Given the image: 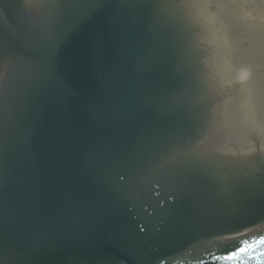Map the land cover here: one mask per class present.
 <instances>
[{
  "label": "water",
  "instance_id": "1",
  "mask_svg": "<svg viewBox=\"0 0 264 264\" xmlns=\"http://www.w3.org/2000/svg\"><path fill=\"white\" fill-rule=\"evenodd\" d=\"M0 7V264H264V234L221 239L264 225V160L201 144L214 97L181 0Z\"/></svg>",
  "mask_w": 264,
  "mask_h": 264
},
{
  "label": "rangeland",
  "instance_id": "2",
  "mask_svg": "<svg viewBox=\"0 0 264 264\" xmlns=\"http://www.w3.org/2000/svg\"><path fill=\"white\" fill-rule=\"evenodd\" d=\"M239 5L241 6L239 7L241 17H238V24L237 22H233L235 20L234 17H230V21L233 22L232 26L235 27L236 24L238 25V32L230 34V42L228 41L227 43L231 44L232 42L234 45L233 49H238L236 45L240 44L242 39L245 38L249 40L248 43L253 47H260V52H264L261 49V46L264 45V8L262 7L260 0H240ZM215 8L220 9L218 4L215 5ZM252 8H255V15L254 18L251 16V21H249L248 16H250V14L247 9ZM221 47L225 52L227 45L224 46L221 44ZM227 50L229 51L230 49L228 48ZM221 54L222 52L220 55Z\"/></svg>",
  "mask_w": 264,
  "mask_h": 264
},
{
  "label": "bare ground",
  "instance_id": "3",
  "mask_svg": "<svg viewBox=\"0 0 264 264\" xmlns=\"http://www.w3.org/2000/svg\"><path fill=\"white\" fill-rule=\"evenodd\" d=\"M260 3L262 4V7L264 8V0H260ZM211 4H212V1H210V0H208V2L204 4L205 7L201 8V11H203L202 14H204L208 10H210ZM233 4H234V6L236 5L235 2H233ZM235 9L238 10L236 7H235ZM247 11H248L249 14L255 15V13L253 12L252 9H247ZM207 18L209 19V14L205 17L206 21H207ZM214 25L216 26L215 27L216 28L215 29L216 30V34H219V29H218L219 25H218V23L212 24V26H214ZM221 37H222V39L225 40V32L224 31L221 32ZM230 64L233 67L235 66V68H233L234 72H233V70L231 72L232 75L233 76H237L239 80H242L244 77L249 75V71L246 70V68H248V67L251 68L250 66L253 65L251 62L246 63V64L244 62L237 63V60H235V59L230 60ZM230 64H228L227 59H225L220 70L215 68L218 72H221V78H219V80H223L225 78V76H228V78L230 79V73H228V70H226V68L228 66H230ZM244 92H246V91H244Z\"/></svg>",
  "mask_w": 264,
  "mask_h": 264
},
{
  "label": "snow or ice",
  "instance_id": "4",
  "mask_svg": "<svg viewBox=\"0 0 264 264\" xmlns=\"http://www.w3.org/2000/svg\"><path fill=\"white\" fill-rule=\"evenodd\" d=\"M262 243H264V241H262ZM234 255H235V253H234Z\"/></svg>",
  "mask_w": 264,
  "mask_h": 264
}]
</instances>
